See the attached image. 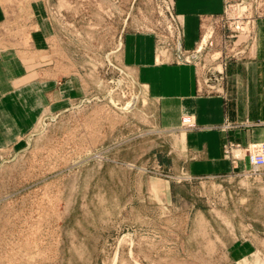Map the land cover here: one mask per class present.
Masks as SVG:
<instances>
[{"label": "rangeland", "instance_id": "1", "mask_svg": "<svg viewBox=\"0 0 264 264\" xmlns=\"http://www.w3.org/2000/svg\"><path fill=\"white\" fill-rule=\"evenodd\" d=\"M263 9L264 0L225 1L212 24L230 42L209 33L191 52L172 0H0V45L17 48L43 79L80 88L50 97L32 128L0 146V264H264L260 250H225L264 240V169L253 174L249 162L264 141L227 140L230 175L186 176L181 136L154 125L121 53L125 32L150 33L157 61L199 58L202 86L219 93L223 65L243 60ZM41 25L48 44L36 50L29 38ZM197 128L181 117L182 131Z\"/></svg>", "mask_w": 264, "mask_h": 264}, {"label": "crops", "instance_id": "2", "mask_svg": "<svg viewBox=\"0 0 264 264\" xmlns=\"http://www.w3.org/2000/svg\"><path fill=\"white\" fill-rule=\"evenodd\" d=\"M172 1L173 11L181 20L185 49L194 52L209 33L216 41L230 42L227 29L212 24L221 15L227 0ZM253 34L243 60L225 63L218 79L211 78L219 93L207 91L202 86L199 58L198 62L182 64L157 61L152 34L130 31L123 34V63L135 72L137 81L144 86L148 113L154 125L181 136L180 171L188 177H219L235 172L230 160L223 156L222 147L227 140L241 145L264 141V9ZM48 37V26H37L29 38L33 49L44 50ZM67 86L56 79H43L39 71L21 57L17 48L7 43L0 45V146L13 143L32 128L42 109L49 105L50 97L80 94L74 79L73 85L68 89ZM183 115L193 116L198 128L182 131ZM247 122L259 124L244 126ZM224 123L237 126L225 132L219 127ZM237 164L240 172L245 165ZM254 210L258 212V208ZM257 223L260 222L250 220L248 224ZM263 242L257 240L260 245ZM259 246H249L244 253L241 248L245 246L235 242L225 250L229 257L253 256L260 250L258 255L263 257L264 248Z\"/></svg>", "mask_w": 264, "mask_h": 264}, {"label": "built area", "instance_id": "3", "mask_svg": "<svg viewBox=\"0 0 264 264\" xmlns=\"http://www.w3.org/2000/svg\"><path fill=\"white\" fill-rule=\"evenodd\" d=\"M182 121L183 123H190L192 122V119L184 118ZM233 159L235 161L237 158L233 157ZM249 162L252 166L253 174H256L260 170L264 169V142L250 147Z\"/></svg>", "mask_w": 264, "mask_h": 264}, {"label": "bare ground", "instance_id": "4", "mask_svg": "<svg viewBox=\"0 0 264 264\" xmlns=\"http://www.w3.org/2000/svg\"><path fill=\"white\" fill-rule=\"evenodd\" d=\"M239 154V152H237Z\"/></svg>", "mask_w": 264, "mask_h": 264}]
</instances>
